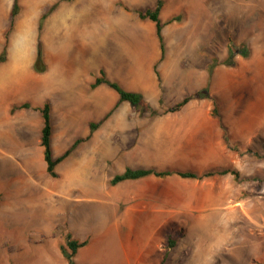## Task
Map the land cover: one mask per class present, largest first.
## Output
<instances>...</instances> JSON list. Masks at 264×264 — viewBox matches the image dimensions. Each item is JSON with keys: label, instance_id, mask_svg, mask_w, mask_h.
Here are the masks:
<instances>
[{"label": "rangeland", "instance_id": "obj_1", "mask_svg": "<svg viewBox=\"0 0 264 264\" xmlns=\"http://www.w3.org/2000/svg\"><path fill=\"white\" fill-rule=\"evenodd\" d=\"M162 1L166 55L160 61L155 24L138 15L158 0H18L10 32L14 0H0V55L7 47L0 64V264H68L60 247L69 236L92 245L85 262L79 257L84 264H264V0ZM77 4L84 14L57 30L58 16ZM230 42L245 46L232 67L225 65ZM39 44L43 74L33 68ZM17 51L26 55L27 66L16 62ZM12 52L19 66L11 63ZM156 53L151 64L162 66L164 76L161 114L203 90L217 64L211 95L218 101L221 143L208 152L168 150L158 161L155 146L147 144L149 158L141 160L142 122L126 126L125 146L112 143L110 125L103 137L108 149L101 152L97 139L81 143L58 165V177H51L41 147L44 104H51L58 158L100 121V114L87 117L79 96L87 71L103 69L116 80L135 66L140 75ZM15 65L23 84L11 70ZM111 99L104 92L87 105L105 115ZM206 101L197 109L214 116L213 102ZM23 104L30 108L13 111ZM84 159L87 170L80 168ZM127 167L199 174L231 169L239 178L148 177L112 186ZM67 172L71 179L64 182Z\"/></svg>", "mask_w": 264, "mask_h": 264}, {"label": "crops", "instance_id": "obj_2", "mask_svg": "<svg viewBox=\"0 0 264 264\" xmlns=\"http://www.w3.org/2000/svg\"><path fill=\"white\" fill-rule=\"evenodd\" d=\"M154 56L155 57L150 60V64L152 62H157L159 58L158 53L154 54ZM152 64L150 66H144L145 68L143 72L140 73V75H137L135 66H127L126 74L124 76L122 75L123 77H120L116 80L110 79L107 75L109 73H106V71L105 73L107 75V78L111 81H117V83L119 82L123 89L141 93L144 97L143 105L145 107H151L150 109L156 110L159 115L154 117V119L148 120L149 118H151V111L141 113L137 111L130 103L123 102L118 107V109L103 123V125L94 132L89 142L93 139H97L99 150H101V152L102 150H105V148L108 149V146H105L104 144L103 137L107 139L111 131L109 126L112 125V133L116 134L115 139H113L112 137V143L116 144L118 142V144L121 143L123 146H125V142L130 140L129 133H125V131H129V128H127L126 126L130 124L136 125L137 121L140 120V122H142L143 124V129L141 130L140 135L142 137V146L141 148H139V157L141 160H144L145 158L147 160L149 158L148 153L144 147V145L147 144H152L155 146V152L153 151L152 155L157 161L163 156V153L168 150L183 152L193 150H204L207 152L210 150L213 151L215 146L221 143L223 132L219 126V121L215 118V116H213L209 111L197 109L200 107V105L207 103V101H191L181 111L161 115V112L159 110L160 107H163V99L161 97L162 92L160 86L161 82L156 73L155 65ZM161 67L162 66H159L157 69L160 74V78L164 79ZM48 68L50 69V66H48ZM16 69H18L17 66H11V70H13L14 76H18L19 78L21 77V83L23 84L24 73L23 71L18 72ZM102 70L103 69L98 70L92 68L87 71V73L85 74V76L87 77H84L83 79V83H85V85H83L84 87L80 90L79 93L82 102L86 106L85 111L88 114L87 117L93 118L95 117L94 114H100V121H102L105 116L116 106L120 99L119 94L112 89V92L107 90L106 85H101L95 90L91 89V85L95 82L96 78L101 76L100 72ZM104 92H106V94H109L112 98L109 105L107 106L105 115L101 113V109L98 112L97 109L95 111L93 107L89 108V106L87 105L89 101L93 102V100H97L99 97L102 99ZM10 107L11 104L7 105L6 107H4V111H7ZM90 115L92 117H90ZM89 134L90 129L88 135ZM88 135H86V137ZM129 149V147H126L125 151H129ZM80 164H82L80 165V168H84L86 170L90 166L87 159H84V161L80 160ZM81 174L82 171H80V175ZM69 177L71 179L70 173L67 172L64 176V182H69ZM92 249V245L89 242L86 247L79 250L76 256V262L78 264H84L81 262H85L86 255L92 253L93 251L90 252ZM81 256L83 258V261L79 262V257Z\"/></svg>", "mask_w": 264, "mask_h": 264}, {"label": "trees", "instance_id": "obj_3", "mask_svg": "<svg viewBox=\"0 0 264 264\" xmlns=\"http://www.w3.org/2000/svg\"><path fill=\"white\" fill-rule=\"evenodd\" d=\"M163 1L158 0L157 6L154 9H148L146 11H139L138 15L141 20H149L152 23L155 24V29H156V36L159 41V46L161 50V58L160 61H163L166 55V46H165V41H164V36H163V29L166 24H164L160 18L161 11L163 9ZM20 11V6L18 0H14L13 8L11 11V16H12V24L10 27L9 32L12 30L13 27V21L17 17ZM47 15L42 16L40 20V29L42 28V24L45 21ZM174 21L173 19L170 20L168 23H171ZM8 32V33H9ZM8 37V34H7ZM6 46L4 50L2 51L0 55V64L5 62V57H6ZM245 48L244 45H240L239 47H236V45L233 42L229 43V53L230 57L229 60L225 63L227 66H234V58L236 55L239 53V50H243ZM217 64L214 63V66L209 70V78H208V83L207 86L201 90L198 91L192 95L186 96L181 102H178L177 104L165 108L162 111L161 115H166L168 113H175L178 111L183 110L188 103L191 101L199 100H210L214 104V110L213 114L216 117H220L219 109H218V101L215 97L211 95V82H212V77H213V72ZM34 70L38 74H43L47 71V66L44 62L43 58V50L41 44L38 45V50H37V58L35 61V64L33 66ZM158 66H155L156 73L160 78V74L158 72ZM99 77L96 78L95 82L91 85V89L95 90L97 87L101 85H106L110 89L116 91L119 94V102L116 104V106L105 116V118L98 122V123H91L90 124V134L86 138H79L77 139L71 147H69L61 156L58 158H54L53 156V149H52V137H53V123H52V116H51V104L46 102L42 109H40L41 116L43 119V127H42V133H41V147L43 148V155H44V160L46 162V169L47 173L53 177L57 178L58 174L56 172V168L58 167L59 164H61L63 161H65L70 155L77 149V147L84 142H87L91 139L92 135L94 132L99 129L103 123L118 109V107L123 103V102H128L130 103L137 111L141 113H145L147 109L143 105V95L138 92H133V91H127L121 87V85L117 82L111 81L110 79L107 78V75L105 71L100 72ZM30 108L29 104H23L19 107L13 108V111L18 110V109H28ZM151 116L156 117L158 116V112L156 110L151 109ZM222 128L224 130V140L226 143H229L228 140V129L226 126L222 125ZM233 150L240 152L238 147L233 148ZM233 175L236 179L239 178V173L235 170L231 169H223V170H218V171H209L203 174H199L197 172L193 171H171V170H165V171H158L156 169L152 168H139V169H133V168H126V170L114 176V178L111 180L110 184L112 186H116L120 183L126 182V181H138L141 179H145L148 177H155L158 179H166L169 177H178L184 180H204V179H209L215 176H227V175ZM89 244V241H81L78 239H74L71 236L68 237L67 243L61 245L60 249L67 260L68 264H78L76 262V256L79 252L80 249L86 247ZM175 244L174 241L170 240V245L171 247ZM164 261L161 263L163 264Z\"/></svg>", "mask_w": 264, "mask_h": 264}, {"label": "bare ground", "instance_id": "obj_4", "mask_svg": "<svg viewBox=\"0 0 264 264\" xmlns=\"http://www.w3.org/2000/svg\"><path fill=\"white\" fill-rule=\"evenodd\" d=\"M35 6V5H34ZM78 7H80L78 4L73 8V9H71V10H68V11H65V15H63V17H61V16H58V18L56 19V22H55V26H56V28H57V30H58V28L61 26V24L64 22V24H66L67 22V20H69V17L70 18H72V20L74 19V18H76V17H78V14H79V11L80 10H78ZM108 9V8H107ZM83 11V10H82ZM77 12V13H76ZM81 12V11H80ZM82 14H84L83 12H81ZM80 15V14H79ZM1 18V17H0ZM66 18V19H65ZM80 18V17H79ZM82 18H83V16H82ZM77 19V18H76ZM75 19V21H77ZM74 22V21H73ZM66 26L68 27V24H66ZM70 28V27H69ZM29 31V30H28ZM18 34V33H17ZM17 37V36H16ZM19 37H20V34H19ZM67 37V36H66ZM68 38V37H67ZM66 38V39H67ZM27 39H28V36H27ZM19 40H20V38H19ZM18 40V41H19ZM23 40V39H22ZM25 40V39H24ZM68 44V43H67ZM22 45V44H21ZM69 45V44H68ZM23 46V45H22ZM66 47H68V46H66ZM16 49H18V48H16ZM18 50H20V49H18ZM22 50V49H21ZM23 53V52H22ZM17 54H19V55H17ZM16 55L18 56V58H17V61L16 62H20V60H22L21 61V65H20V67L21 66H27V57H26V55H24V54H20V52L19 51H17V53H16ZM15 55V53L14 52H12L11 53V63H12V61H14L15 59H16V56ZM15 62V61H14ZM15 62V63H16ZM18 62V63H19ZM17 64V63H16ZM18 65V64H17ZM19 66V65H18ZM12 67H14V66H12ZM15 67H16V65H15ZM23 68H25V67H23ZM27 70V69H26ZM20 72V71H19ZM27 72V71H26ZM27 85V84H26Z\"/></svg>", "mask_w": 264, "mask_h": 264}]
</instances>
